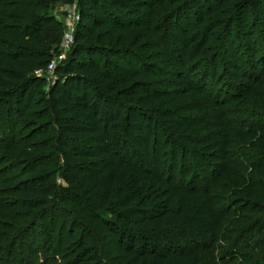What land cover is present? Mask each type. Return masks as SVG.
Instances as JSON below:
<instances>
[{"label": "trees", "instance_id": "1", "mask_svg": "<svg viewBox=\"0 0 264 264\" xmlns=\"http://www.w3.org/2000/svg\"><path fill=\"white\" fill-rule=\"evenodd\" d=\"M69 1L0 0V264H59L62 245L65 264H211L190 255L216 229L204 201L144 173L161 150L176 166L209 143L224 162L259 150L247 168L264 179V0H76L75 42L49 85L36 73L65 33L51 9ZM133 28L151 41L128 43ZM191 94L209 101L201 115ZM243 94L260 121L230 118ZM260 189L241 216L264 214Z\"/></svg>", "mask_w": 264, "mask_h": 264}, {"label": "rangeland", "instance_id": "2", "mask_svg": "<svg viewBox=\"0 0 264 264\" xmlns=\"http://www.w3.org/2000/svg\"><path fill=\"white\" fill-rule=\"evenodd\" d=\"M75 3L76 0L66 3L57 2L51 9L52 14L65 27L61 42L51 48V61L61 54L64 37L69 31L68 15L73 10ZM124 35L128 43L134 37H139L141 43L151 41V36H146L144 31L136 28L127 31ZM155 52L156 50L145 52V55ZM218 71L217 75H220L222 70ZM243 98H247L248 101L242 102ZM242 99L238 100L237 97L230 99L232 103L228 106L229 110L240 111L241 113L240 116L234 115L230 118L246 119L245 121L253 120V122L260 121L262 116L260 111L258 114L249 112L254 109L250 106L253 105V103L251 104L252 99L247 94H243ZM189 101L191 107L194 108L196 105L199 107L192 112L194 115H201L207 109L209 103L207 97H201L198 94H191ZM203 103H206V105L200 106ZM209 113L210 110L204 116L206 120ZM206 134L209 133L202 130L200 133L196 131L195 135L202 140H211L216 137V133L211 134L210 132L208 136H205ZM168 148L161 150L163 152L162 163L146 171L144 175L157 184L165 185L168 192L176 197L197 196L202 199L205 203V213L215 221L216 225L213 236L201 248L191 247L190 255L204 259L211 264H264V214L251 213L241 216L237 211L238 209L242 211L249 203L252 204L253 198L250 196V191L256 190L261 193L260 188L264 187V179L258 178V174L247 168L255 157L262 156L261 152L259 150L253 151L247 145L240 146L233 152V157L224 162L220 158L219 149L213 148L211 144L207 143L198 148L202 150V157L197 159L188 155L186 160L178 162L175 166L171 164V156L173 157V155L170 153V148L169 150ZM239 149L240 152H237ZM172 168H174V173L171 172ZM226 207L235 209L232 210L238 212L237 215L220 217L218 211ZM1 214L2 217H5L8 214L10 215V212ZM238 215H240V218ZM237 226L240 227L239 230ZM250 229H252V232L254 230V235L251 233L252 236L246 234V231ZM239 241H243V243ZM65 247L64 245L61 246L60 252L62 255L59 253V256H57L59 264H61L62 257H64L63 264L74 259L71 252L66 253L67 249ZM104 253L110 254L112 250L106 246Z\"/></svg>", "mask_w": 264, "mask_h": 264}, {"label": "built area", "instance_id": "3", "mask_svg": "<svg viewBox=\"0 0 264 264\" xmlns=\"http://www.w3.org/2000/svg\"><path fill=\"white\" fill-rule=\"evenodd\" d=\"M80 21V16L78 12V5L77 2L74 5L73 10L69 13L68 15V27L69 31L66 33L63 44H62V51L61 54L50 61L48 66L43 69L38 71L36 74L39 76H46L48 84H52L54 80H56V69L57 67L66 59L68 53L70 52L71 48L74 45L75 42V33L77 29V25ZM47 73V74H45Z\"/></svg>", "mask_w": 264, "mask_h": 264}]
</instances>
